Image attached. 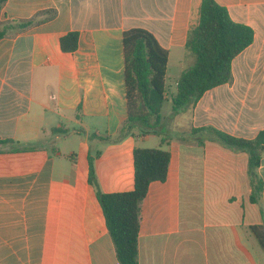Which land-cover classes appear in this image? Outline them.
Masks as SVG:
<instances>
[{
  "label": "crops",
  "instance_id": "1",
  "mask_svg": "<svg viewBox=\"0 0 264 264\" xmlns=\"http://www.w3.org/2000/svg\"><path fill=\"white\" fill-rule=\"evenodd\" d=\"M213 1L252 30V42L232 59L227 83L175 114L170 97L194 63L186 41L199 0L3 2L0 264H119L88 158L100 192H127L136 147L170 154L166 179L151 182L139 205L138 264H264L250 230L264 223V154L261 197L251 203L247 154L192 131L252 139L264 130V0ZM134 28L167 51L165 100L157 127L120 135L122 32ZM70 32L77 48L62 52L59 38Z\"/></svg>",
  "mask_w": 264,
  "mask_h": 264
},
{
  "label": "trees",
  "instance_id": "2",
  "mask_svg": "<svg viewBox=\"0 0 264 264\" xmlns=\"http://www.w3.org/2000/svg\"><path fill=\"white\" fill-rule=\"evenodd\" d=\"M5 0H0V7ZM28 25L17 23L18 28ZM7 27H0V38ZM78 34L67 33L59 38L62 52L77 48ZM252 30L232 21L227 10L213 0H199L189 22L186 47L194 55V63L178 79L175 93L170 97L172 113L193 104L202 94L230 80L232 59L251 44ZM126 119L119 134H128L134 127L152 130L161 120L165 100L164 78L167 51L143 29L122 32ZM205 133L210 140L235 152L247 154V177L251 189L249 201L258 203L262 180L258 177L260 158L264 154V130L252 139L230 136L212 127L193 129ZM170 154L159 148L133 150V189L120 193H102L96 187L93 158H88V181L95 188L108 235L119 264H138L139 205L151 182L166 179ZM250 230L264 251V223Z\"/></svg>",
  "mask_w": 264,
  "mask_h": 264
},
{
  "label": "rangeland",
  "instance_id": "3",
  "mask_svg": "<svg viewBox=\"0 0 264 264\" xmlns=\"http://www.w3.org/2000/svg\"><path fill=\"white\" fill-rule=\"evenodd\" d=\"M151 143H149L148 145H150V146H157V144H158V138H152L151 140Z\"/></svg>",
  "mask_w": 264,
  "mask_h": 264
},
{
  "label": "built area",
  "instance_id": "4",
  "mask_svg": "<svg viewBox=\"0 0 264 264\" xmlns=\"http://www.w3.org/2000/svg\"><path fill=\"white\" fill-rule=\"evenodd\" d=\"M176 85H177V82L175 83V87H176Z\"/></svg>",
  "mask_w": 264,
  "mask_h": 264
}]
</instances>
